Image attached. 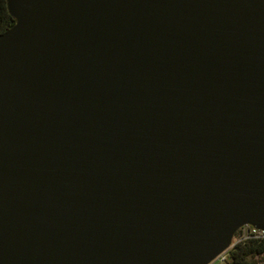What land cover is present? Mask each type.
<instances>
[{
	"label": "water",
	"instance_id": "95a60500",
	"mask_svg": "<svg viewBox=\"0 0 264 264\" xmlns=\"http://www.w3.org/2000/svg\"><path fill=\"white\" fill-rule=\"evenodd\" d=\"M0 264H214L264 231V0H7Z\"/></svg>",
	"mask_w": 264,
	"mask_h": 264
},
{
	"label": "trees",
	"instance_id": "16d2710c",
	"mask_svg": "<svg viewBox=\"0 0 264 264\" xmlns=\"http://www.w3.org/2000/svg\"><path fill=\"white\" fill-rule=\"evenodd\" d=\"M16 25L10 15L7 0H0V34L6 33ZM264 257V240H252L235 246L225 264H259L253 259Z\"/></svg>",
	"mask_w": 264,
	"mask_h": 264
},
{
	"label": "built area",
	"instance_id": "2783aa9c",
	"mask_svg": "<svg viewBox=\"0 0 264 264\" xmlns=\"http://www.w3.org/2000/svg\"><path fill=\"white\" fill-rule=\"evenodd\" d=\"M252 240H264V231L256 229L252 226H245L240 229L233 239L232 247L221 255L215 263L225 264L228 260L230 252L232 249L242 243H246Z\"/></svg>",
	"mask_w": 264,
	"mask_h": 264
},
{
	"label": "rangeland",
	"instance_id": "374dc122",
	"mask_svg": "<svg viewBox=\"0 0 264 264\" xmlns=\"http://www.w3.org/2000/svg\"><path fill=\"white\" fill-rule=\"evenodd\" d=\"M253 261H255V262H257V263H259V264H264V257H255L254 259H253ZM214 264H218V263H214Z\"/></svg>",
	"mask_w": 264,
	"mask_h": 264
}]
</instances>
